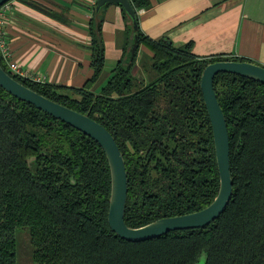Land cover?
I'll return each instance as SVG.
<instances>
[{
    "label": "trees",
    "instance_id": "trees-1",
    "mask_svg": "<svg viewBox=\"0 0 264 264\" xmlns=\"http://www.w3.org/2000/svg\"><path fill=\"white\" fill-rule=\"evenodd\" d=\"M29 1V0H26ZM136 13L150 0H130ZM89 20L92 76L81 87L20 77L37 93L88 115L123 153L128 194L125 222L137 228L201 210L216 197L220 178L213 132L200 81L217 61L193 43L152 39L121 7L127 45L99 92L105 67L104 11ZM136 37L135 53L130 49ZM145 46L151 53L140 56ZM138 70V74L134 70ZM214 89L230 141L232 197L209 225L128 241L108 224L111 175L102 147L82 131L13 96L0 86V264L16 263L15 229L28 226L34 264H264V83L221 72Z\"/></svg>",
    "mask_w": 264,
    "mask_h": 264
},
{
    "label": "crops",
    "instance_id": "crops-1",
    "mask_svg": "<svg viewBox=\"0 0 264 264\" xmlns=\"http://www.w3.org/2000/svg\"><path fill=\"white\" fill-rule=\"evenodd\" d=\"M150 2L151 8L138 11L139 28L148 37H166L177 46L192 42L198 56L245 57L264 66V0ZM95 4L96 0H10L3 22L9 58L42 82L81 87L93 73L89 20ZM101 32L105 67L95 89L109 77L127 45L120 5L107 6ZM139 52L151 55L145 46Z\"/></svg>",
    "mask_w": 264,
    "mask_h": 264
},
{
    "label": "water",
    "instance_id": "water-1",
    "mask_svg": "<svg viewBox=\"0 0 264 264\" xmlns=\"http://www.w3.org/2000/svg\"><path fill=\"white\" fill-rule=\"evenodd\" d=\"M10 0H0V7ZM106 4L120 5L138 28L135 9L130 0H96V9ZM168 44L171 41H167ZM138 47L136 37L131 53ZM221 72L233 73L264 83V66L249 61H217L203 70L200 88L210 118L214 151L219 172V190L214 200L205 208L172 217L157 219L141 227H129L124 219L128 194V176L123 153L113 135L98 121L86 114L53 101L13 78L0 64V86L20 100L28 102L72 127L88 135L102 147L108 160L111 175V191L108 208V224L113 232L128 241L138 242L157 238L170 231L202 228L217 219L228 205L233 182L230 171V141L223 109L214 89V77Z\"/></svg>",
    "mask_w": 264,
    "mask_h": 264
},
{
    "label": "rangeland",
    "instance_id": "rangeland-1",
    "mask_svg": "<svg viewBox=\"0 0 264 264\" xmlns=\"http://www.w3.org/2000/svg\"><path fill=\"white\" fill-rule=\"evenodd\" d=\"M121 46V43H119ZM146 55H149L145 52L140 53V56L143 58ZM135 74H138V70H134ZM111 75V71L109 72V77ZM109 77L104 79V82L102 83V86H104ZM102 86L97 87L95 89V92H99ZM15 237H16V263L17 264H34V259H33V253H34V248L31 242V235H30V230L28 226H21L17 227L15 229ZM206 260V255L203 253L201 255V258L197 264H204Z\"/></svg>",
    "mask_w": 264,
    "mask_h": 264
},
{
    "label": "built area",
    "instance_id": "built-area-1",
    "mask_svg": "<svg viewBox=\"0 0 264 264\" xmlns=\"http://www.w3.org/2000/svg\"><path fill=\"white\" fill-rule=\"evenodd\" d=\"M7 4L8 3H6L2 7H0V52H1L2 56L4 57L6 64H7L8 68L10 69V71H12L16 75H19L20 77L40 82L41 80L38 77L29 76V75L25 74L24 71H22L20 65L17 62L13 61L11 58H9L7 42H6V39L4 37V33H3L5 6Z\"/></svg>",
    "mask_w": 264,
    "mask_h": 264
}]
</instances>
